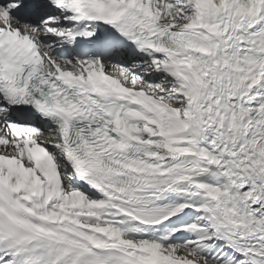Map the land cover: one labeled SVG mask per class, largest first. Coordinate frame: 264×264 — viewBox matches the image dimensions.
Returning <instances> with one entry per match:
<instances>
[{
	"label": "snow or ice",
	"instance_id": "snow-or-ice-1",
	"mask_svg": "<svg viewBox=\"0 0 264 264\" xmlns=\"http://www.w3.org/2000/svg\"><path fill=\"white\" fill-rule=\"evenodd\" d=\"M0 264H264V0H0Z\"/></svg>",
	"mask_w": 264,
	"mask_h": 264
}]
</instances>
